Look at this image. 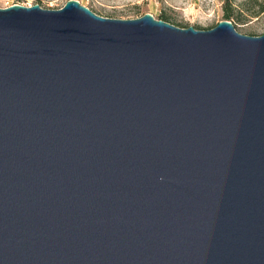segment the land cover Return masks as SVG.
Here are the masks:
<instances>
[{
    "label": "water",
    "instance_id": "1",
    "mask_svg": "<svg viewBox=\"0 0 264 264\" xmlns=\"http://www.w3.org/2000/svg\"><path fill=\"white\" fill-rule=\"evenodd\" d=\"M0 264H264V34L0 8Z\"/></svg>",
    "mask_w": 264,
    "mask_h": 264
},
{
    "label": "rangeland",
    "instance_id": "2",
    "mask_svg": "<svg viewBox=\"0 0 264 264\" xmlns=\"http://www.w3.org/2000/svg\"><path fill=\"white\" fill-rule=\"evenodd\" d=\"M69 0H0V8L12 5L40 6L46 10H58ZM96 15L119 20H131L150 14L159 20L161 14L173 23L209 30L224 19L225 3L232 7L242 5L241 20L231 19L235 30L242 35L258 37L264 34V13L252 16L256 3L264 7V0H75ZM185 29V28H182Z\"/></svg>",
    "mask_w": 264,
    "mask_h": 264
},
{
    "label": "trees",
    "instance_id": "3",
    "mask_svg": "<svg viewBox=\"0 0 264 264\" xmlns=\"http://www.w3.org/2000/svg\"><path fill=\"white\" fill-rule=\"evenodd\" d=\"M241 8L243 9L242 12L248 11L247 9H244V7H242V5L240 6V8H238V7H232L231 5L225 3V5L223 6V9H224V18L223 19L227 20V21H230L233 18H235L236 20H241V16H242L241 15L242 13H240ZM254 8H255V11H254V13H252V16H257L259 14L264 13V7H262L261 3H259V4L256 3ZM158 19L162 20L164 22H167L169 24H172V25L179 27V28H188V26H183L181 24L173 23V21L169 17H167L163 14H161Z\"/></svg>",
    "mask_w": 264,
    "mask_h": 264
}]
</instances>
